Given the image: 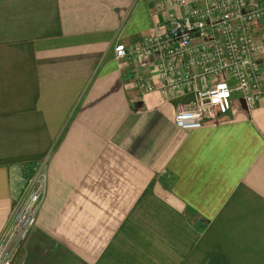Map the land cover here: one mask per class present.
Here are the masks:
<instances>
[{
	"label": "crops",
	"instance_id": "0c3cea01",
	"mask_svg": "<svg viewBox=\"0 0 264 264\" xmlns=\"http://www.w3.org/2000/svg\"><path fill=\"white\" fill-rule=\"evenodd\" d=\"M184 1L0 0V232L46 172L12 264H264V98L181 130L192 93L143 92L157 55H114Z\"/></svg>",
	"mask_w": 264,
	"mask_h": 264
},
{
	"label": "built area",
	"instance_id": "2783aa9c",
	"mask_svg": "<svg viewBox=\"0 0 264 264\" xmlns=\"http://www.w3.org/2000/svg\"><path fill=\"white\" fill-rule=\"evenodd\" d=\"M129 54L139 60L157 55V84L139 80L141 91L192 93L176 105L173 122L181 130L201 128L226 114L234 98L251 110L264 98V0H192L185 13L168 21L162 35L129 49L114 47L116 58ZM44 163L25 179L0 232V264H12L36 223L46 189Z\"/></svg>",
	"mask_w": 264,
	"mask_h": 264
},
{
	"label": "snow or ice",
	"instance_id": "6c2138e0",
	"mask_svg": "<svg viewBox=\"0 0 264 264\" xmlns=\"http://www.w3.org/2000/svg\"><path fill=\"white\" fill-rule=\"evenodd\" d=\"M220 87L221 88H223L224 87V85H220ZM222 95H227L226 93H222Z\"/></svg>",
	"mask_w": 264,
	"mask_h": 264
},
{
	"label": "water",
	"instance_id": "95a60500",
	"mask_svg": "<svg viewBox=\"0 0 264 264\" xmlns=\"http://www.w3.org/2000/svg\"><path fill=\"white\" fill-rule=\"evenodd\" d=\"M141 105V103H136L135 107H139Z\"/></svg>",
	"mask_w": 264,
	"mask_h": 264
}]
</instances>
